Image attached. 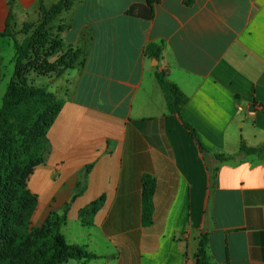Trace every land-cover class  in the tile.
I'll use <instances>...</instances> for the list:
<instances>
[{
  "label": "crops",
  "instance_id": "obj_1",
  "mask_svg": "<svg viewBox=\"0 0 264 264\" xmlns=\"http://www.w3.org/2000/svg\"><path fill=\"white\" fill-rule=\"evenodd\" d=\"M58 1L0 0L2 76L4 55L10 50L13 74L17 56L5 34L23 41L41 4ZM73 2L54 22L70 24L63 52L89 40L83 63L64 74L71 86L28 180L33 225L70 204L62 234L96 259L66 264H197L204 233L211 264H264V153L218 158L264 145V0H161L151 20L128 14L147 0ZM152 43L164 47L160 60L146 54ZM158 75L188 97L180 115L169 111ZM88 165L87 187L72 202ZM146 176L155 180L152 224Z\"/></svg>",
  "mask_w": 264,
  "mask_h": 264
},
{
  "label": "trees",
  "instance_id": "obj_2",
  "mask_svg": "<svg viewBox=\"0 0 264 264\" xmlns=\"http://www.w3.org/2000/svg\"><path fill=\"white\" fill-rule=\"evenodd\" d=\"M161 0H147L146 5L132 6L128 14L146 20L155 15V7ZM73 0H59L51 7L41 4V18L34 25L24 28L27 36L18 41L11 33L16 47L15 71L3 97L0 110V264H66L70 260H92L96 256L86 246L69 244L62 234L67 223V212L51 211L41 226L32 222L37 208V198L28 189V180L34 169L42 163L47 144V134L56 122L63 102L46 87H37L29 75L45 76L64 74L83 63L86 44L79 49L68 48L63 52L64 40L61 33L70 24L61 25L54 33L53 23L64 11H68ZM11 15V14H10ZM164 51L162 44H149L146 54L160 60ZM57 57L55 62L50 59ZM169 111L180 115L188 103V97L166 76L158 75ZM191 136L204 155L210 154L196 129L184 122ZM264 153V145L256 148L241 147L238 155L218 156L221 161H232L237 157ZM93 165L83 168L79 174L76 194L72 202L87 187V180ZM143 210L146 223H153L155 180L149 176L143 183ZM105 203V197L95 201L89 208L92 218ZM87 212V210L83 211ZM209 236L202 234L196 255L197 264H211L208 253Z\"/></svg>",
  "mask_w": 264,
  "mask_h": 264
},
{
  "label": "rangeland",
  "instance_id": "obj_3",
  "mask_svg": "<svg viewBox=\"0 0 264 264\" xmlns=\"http://www.w3.org/2000/svg\"><path fill=\"white\" fill-rule=\"evenodd\" d=\"M67 23L68 22L66 19L58 23H53L55 29L54 33L57 32L59 26L65 25ZM7 53L4 55V60L2 61V64L4 66L3 76L0 70V109L3 104L4 94L7 90L8 84L10 82L14 70V64L12 63L10 50ZM56 59L57 57H53L50 59V62H55ZM64 74L53 73L50 75L38 77L34 73H31L29 75V80L37 87H46L49 90V92H51L56 98L59 99V94L61 92H65V90L68 88L69 85L71 86V83L69 84L68 82L67 84L66 82L63 81L65 79Z\"/></svg>",
  "mask_w": 264,
  "mask_h": 264
},
{
  "label": "built area",
  "instance_id": "obj_4",
  "mask_svg": "<svg viewBox=\"0 0 264 264\" xmlns=\"http://www.w3.org/2000/svg\"><path fill=\"white\" fill-rule=\"evenodd\" d=\"M239 109H240V110H243L242 107H239ZM259 109H261V107H258L257 109L250 111V114L255 115L256 112H257Z\"/></svg>",
  "mask_w": 264,
  "mask_h": 264
}]
</instances>
